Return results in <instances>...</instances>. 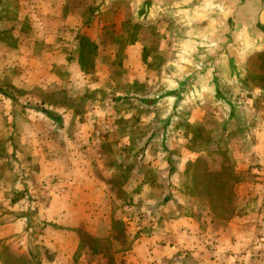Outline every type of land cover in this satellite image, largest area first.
<instances>
[{
	"label": "rangeland",
	"instance_id": "374dc122",
	"mask_svg": "<svg viewBox=\"0 0 264 264\" xmlns=\"http://www.w3.org/2000/svg\"><path fill=\"white\" fill-rule=\"evenodd\" d=\"M99 2L0 0V170L34 168L27 149L34 146L35 154H42L40 160H43L49 150L46 139L50 143V139L56 142L62 138L43 110L60 114L56 108L75 106L77 115L92 120L87 138L92 139L99 133L101 140L94 152L99 151L102 156L98 158L93 153L92 158L95 170H108L100 173L105 191L109 192L103 193V216H108L111 208L114 217L118 214L131 222L134 220L133 225H128L130 235L126 236L122 223L110 226L103 219L99 239L94 243L88 238L84 240V246L94 247L103 255L85 254L87 264H93L97 257V261L103 258L106 264L121 261L125 264H188L190 261L184 254L188 248L177 254L184 258L176 261L165 258L158 262L151 251L125 256L108 253L111 248L136 247L139 241L134 244L131 237H138L139 232L153 236V231L160 229L159 225L168 231L165 224L181 215L195 216V230L204 235L205 241L202 243L204 258H196L199 261L189 264H264V157L257 147L261 141L257 133L264 138V51L248 52L238 80L225 77L222 84L233 110L241 108L237 117L230 108L219 106L215 99L208 105L209 100L205 98L201 104L209 111L206 107L201 111L205 120L200 125L176 121L172 127L161 126V121L164 123L168 117L167 103L159 105L158 102L151 104L154 110L148 108L144 118L142 112H128L121 107L113 114L117 115L114 122L109 124L110 111H106V103L112 97L111 90L129 88L122 82L120 63L126 45L138 42L142 46L143 60L149 61L145 66L147 75L152 78L146 90V85L136 90L140 93L145 90L146 100H154L156 93L170 87V78L182 72L192 41L209 25L210 15L189 12L187 0H157V9L147 19L135 14L136 0ZM68 18H71V27H76L75 24L82 27L65 28L62 22H67ZM92 22H96L97 30L89 31ZM91 37L96 39L92 42ZM49 52L56 53L52 55L53 61L46 56ZM76 60L85 75L74 76L70 71L71 63L75 64ZM46 72L57 81L41 86L24 83L29 73L30 81L35 83L37 76ZM123 102L130 103L121 97L116 104ZM130 114L133 120L125 122L123 117ZM139 115L143 118L141 123L146 125H137ZM32 125L35 135L25 143V130ZM159 130L169 131L174 141L164 143L165 138L150 141ZM124 137H129V142L122 141ZM251 144L254 158L250 153L253 152ZM261 145L264 146V141ZM177 149L197 157L186 165L184 173L171 178L166 172L174 170ZM16 152L19 153L17 158ZM156 170L167 178L156 174ZM142 175L146 182L140 179ZM5 177L7 183L14 181L9 175ZM130 180L131 187L126 186ZM113 189H117V198L110 205L107 196L114 193ZM2 195L4 202H13L19 196L11 191H4ZM239 196L244 198L241 200ZM2 215L0 232L13 224ZM154 215L159 218L155 220L157 228L153 227L154 221L149 220ZM31 228L37 234L40 225L33 223ZM21 236L16 243L10 238L0 240V264L9 252L24 258L25 264H43L44 248L36 243L38 239ZM143 237L145 235L139 238ZM152 240L155 245L168 243L163 238ZM25 242L28 250L23 249ZM236 245L238 247L234 248Z\"/></svg>",
	"mask_w": 264,
	"mask_h": 264
},
{
	"label": "crops",
	"instance_id": "0c3cea01",
	"mask_svg": "<svg viewBox=\"0 0 264 264\" xmlns=\"http://www.w3.org/2000/svg\"><path fill=\"white\" fill-rule=\"evenodd\" d=\"M97 5L98 2L96 6ZM98 12L99 11L97 10L95 14ZM136 12L137 11H135V14ZM62 25L65 26V28L69 27L68 29L75 30L82 27L80 24H75L76 27H71V18H68L67 22H62ZM96 26V22H92V25L88 27L89 31L97 30V28H95ZM90 39V41L93 42L96 38L93 39L91 37ZM49 43L51 44V41ZM129 44L130 45H126L123 49L122 60L120 61L122 65V82L124 85H129V88L111 90L112 97L109 99V103H106V111H110V114L108 113L109 116H107V120L109 121L108 123L110 124L111 122H114L113 119L117 115L114 116L113 114H117L114 112L121 110V107L128 110V112H135V110H137L136 112H138V114L142 112V115L144 114V118L146 116L147 109L151 107V104L158 102L159 105H166L167 103L166 112L168 117L164 123L161 121V126L166 125L168 127H172L176 121H185L190 124L200 125L203 120H205L203 119L201 111L206 107V105L201 104V101L206 98L209 100L208 105H210L214 100L213 96L206 90L190 94L182 102L176 114L174 116H169L171 101L164 95L172 87L173 79L178 74L173 75L170 78L171 85L169 88L156 93L153 98L154 100L147 101V92H145V90L148 86V80L152 78L147 75L145 67L149 61L143 60L142 46L140 43L135 42ZM52 55L56 56V53L49 52L46 54L47 58L50 60L53 58ZM76 62L75 64L71 63L70 71L72 74L74 76L78 74L81 76L85 75L86 73L80 67L81 63ZM96 64L98 65L97 62ZM31 77L32 76L29 73L24 83L31 86H35L33 84L41 86L46 85L50 81V84L57 81V79L53 78L49 72L44 73L42 76L38 75V81L35 83L30 81ZM143 85H146V87L142 93L136 90ZM148 92L150 93L151 91L149 90ZM121 97L130 103L123 102L121 103L123 106H121L120 103L116 104V101ZM218 105H222L221 107L224 106L221 103ZM69 107L65 106L62 108L59 107L58 109L56 108V110L61 111L60 114L50 109L46 110L52 111L60 117V123L58 124L54 123L49 117L48 121L52 123L53 127H55L56 132L61 133L62 138L56 142L50 139V143H48L46 139L45 143L49 150L43 160H40L42 154L36 155L34 150L37 151V149L34 146H30V149H27V151L28 156L32 158L30 161L34 168H28L26 170H0V207H3L0 211V216L3 214L2 216L8 217L13 223L9 227L10 229L4 228L0 232V240L10 238L11 242L15 241L16 243L19 235H24L25 238H37L38 240L36 243L44 248V257L42 258L43 264H87L85 258H83L85 254L95 256L99 255L101 257L103 255L101 251L95 250L96 248L94 247L84 246L85 238L90 239L93 243L99 239V234L101 233L100 225L104 222L103 219H105L107 224L109 223L110 226L113 223H122L125 228L124 234L126 236L130 235L128 225H133L132 223L134 222V220L132 222L127 220L124 215L118 216L117 214V218L114 217L111 208H109L108 216H103V193L109 192L107 190L105 191L107 188L105 183L101 180L100 173H105L108 170H95V163L92 158L93 153L98 155V158L102 156L99 151L97 154L94 152V150L98 147H96V145H99L101 142L99 139V133L93 135L92 139L87 138V132L92 126V120L85 118V116V119H83V116L77 115L75 113V106ZM71 107H73V109H71ZM92 109H94V106ZM150 109L154 110V107ZM205 109H207L206 111H209L208 107ZM239 109L241 108L238 107L235 111H232L236 117ZM140 117L141 115H139V122L137 125H146L141 123L143 118ZM130 118L131 114L123 117L125 122H127ZM132 120L133 119L131 118L130 121ZM145 120L146 119H144V121ZM53 127L52 129H54ZM33 130H35L33 125L29 126V128L25 130V143L29 142V140L33 138V135H35ZM158 132H155L150 141L163 140L164 138L166 139V141H163L164 143L167 141L172 143L174 141V138H172L171 134L168 133L169 131L166 133L165 130H159ZM257 137H261V141L258 142L260 145H257V147L264 157V146L261 145L264 141L263 135L258 132ZM122 141L129 142V137H124ZM144 141L146 142L147 139ZM250 147L251 151H253L250 152L252 154L251 157L254 158V145L251 144ZM18 156L19 153L15 156V158ZM196 157L197 156H194V154H187L186 151L182 152L177 149L174 152V159H176L174 170L170 172L167 171L166 175H170L171 178L173 176L178 177L184 173L186 165L189 162H192V159ZM1 162L2 158L0 155V166L2 164ZM156 174H160L162 175L161 177L167 178L164 173L161 174L157 170ZM6 175H9V179H13L14 181H12V183H7V178L5 177ZM144 177L145 176L142 175L140 179L146 182L147 179L145 180ZM156 183L158 184V182ZM131 185V180L126 183V186L131 187ZM125 188L126 187L124 186V189ZM113 190L114 193L107 196L109 199L108 203L110 205L111 201L115 202V199L117 198V196H115L117 189ZM4 191L17 193L19 196L13 202L11 200L4 202L2 201V194ZM239 194H241V192H239ZM243 198L244 197H240L241 200ZM176 218L165 224V227L167 229L169 228L168 231H166L162 225H159L160 229L153 231V236H147L146 233L142 234L139 232L138 237H131L135 240L134 244L139 241V244L136 247L131 246L132 248H129L128 246H124L111 248L112 250L108 251V253H112L113 255L122 254L125 256L128 254H146L147 251L149 254L151 251L154 259L158 262L165 258H174V261H176V259L184 258L183 255L179 256L177 254L179 252H184V249L188 248V252H185L184 254L190 262L203 259L205 255L203 252V247H205V245L202 246L204 235H201L199 230H195L197 227V219L193 215H181L176 216ZM32 220L34 221L33 223L40 225V230L37 234L32 231ZM149 220H153V227L157 228L158 223L155 221H159L157 215L151 216V218L149 217ZM24 223L27 224L24 226ZM133 227L135 228V226ZM144 235L146 238H139ZM226 237L227 235H225V238ZM153 238L157 240L163 238L168 243L165 245L162 243V246L155 245L154 243L152 244ZM168 238H170V240H168ZM180 239L182 240L179 241ZM186 240L188 242H186ZM183 242H185V244ZM148 243L149 246H145V244ZM23 246V249L27 248L26 250H28L26 242ZM235 247H238V245L234 246V248ZM26 255L27 257H30L29 252H27ZM97 259L99 258H96L94 262L95 264H106L103 263V258L102 261H97ZM190 262L187 263L189 264ZM199 263L204 264L203 262ZM120 264H125V262L121 261Z\"/></svg>",
	"mask_w": 264,
	"mask_h": 264
},
{
	"label": "water",
	"instance_id": "95a60500",
	"mask_svg": "<svg viewBox=\"0 0 264 264\" xmlns=\"http://www.w3.org/2000/svg\"><path fill=\"white\" fill-rule=\"evenodd\" d=\"M136 1V14L142 19L158 6L157 0ZM186 10L208 13L210 19L193 39L182 72L164 95L171 101L169 116L176 114L187 96L201 90L232 112L222 84L225 77L238 80L248 52L264 51V0H187Z\"/></svg>",
	"mask_w": 264,
	"mask_h": 264
},
{
	"label": "trees",
	"instance_id": "16d2710c",
	"mask_svg": "<svg viewBox=\"0 0 264 264\" xmlns=\"http://www.w3.org/2000/svg\"><path fill=\"white\" fill-rule=\"evenodd\" d=\"M43 112L46 114L47 117H49L51 120H53L54 122H58L60 120V117L58 115H56L55 113L51 112V111H46L43 110ZM6 259L3 262V264H25L24 258L20 257V256H16L12 253H8V255H6Z\"/></svg>",
	"mask_w": 264,
	"mask_h": 264
}]
</instances>
